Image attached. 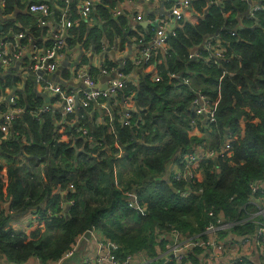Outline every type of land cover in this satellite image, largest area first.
Instances as JSON below:
<instances>
[{
    "label": "trees",
    "instance_id": "1",
    "mask_svg": "<svg viewBox=\"0 0 264 264\" xmlns=\"http://www.w3.org/2000/svg\"><path fill=\"white\" fill-rule=\"evenodd\" d=\"M22 1L6 0L5 14L16 13L20 21L31 23L34 16L22 12ZM121 1L101 0L93 14L103 22L110 40L120 38L129 24L126 18L114 19L111 12ZM254 1L264 5V0ZM78 3L72 0L71 17ZM190 6L194 18L180 22L169 52L156 57L165 62L160 70L163 80L154 82L143 73L137 85L128 84L126 92L136 91L138 107L145 110L134 113L132 126L115 125L116 135L109 134L107 126L95 124L97 114L82 111L84 127L92 129L97 140L91 145L77 127L65 125L60 132L58 113L33 116L31 111L44 103L39 92L32 91L34 83H28L25 93L16 94L18 105L27 109L14 122L7 139L0 130V156L9 163L7 167L0 163V257L17 264L32 257L56 260L90 226L119 242L121 256L143 251L154 257L157 231L177 228L192 236L205 232L219 218L233 223L220 233L222 237L257 232L254 219L262 218L251 217L257 208L249 200L250 183L264 177V10L257 14L254 25L244 20L248 28L240 32V40L226 29L238 28L241 19L226 14L247 12L249 2L194 0ZM40 31L36 22L29 34L38 38ZM218 32L230 61L220 66L190 61L192 48ZM101 35L99 25L90 29L96 50L102 47L103 42H97ZM85 43L89 48L90 41ZM108 65L117 63L113 60ZM132 68L128 60L124 72ZM167 72L190 79L192 86L170 82ZM63 73L67 77V71ZM15 84L13 77L0 80V96L10 94ZM194 89L218 100L216 122H204L195 112ZM205 143L217 145L216 149L229 145L232 156L204 160L203 181L179 179L177 171H185L184 155ZM116 171L122 188L116 183ZM61 201L67 203L65 209L60 208ZM130 201L136 206L130 207ZM28 212L36 213L40 223L21 233L5 228L12 216ZM163 243H159L161 248ZM194 253L190 259L199 264Z\"/></svg>",
    "mask_w": 264,
    "mask_h": 264
},
{
    "label": "built area",
    "instance_id": "2",
    "mask_svg": "<svg viewBox=\"0 0 264 264\" xmlns=\"http://www.w3.org/2000/svg\"><path fill=\"white\" fill-rule=\"evenodd\" d=\"M100 1L87 0L81 3V5L78 4L75 9V16L73 17H71L72 0H52V3L46 1L27 2L29 12L38 15L37 26L39 28L43 27V29H46L47 27L54 26L57 28L51 39L52 45L46 49H41L36 45V40L40 38H33L29 34V30L24 28L19 32L14 29L11 31L16 41L12 39L14 43L11 42L12 44L10 43L9 46L13 45L14 50L9 52L6 49H0V68L2 69L8 68V66L11 67L15 63L18 66L26 54L29 53L25 59L30 60L29 69L32 72L30 74H33L37 80L36 82L40 84L41 94H46L50 99H54V102L43 103L44 105L42 104L37 110L31 111L33 116L39 118L42 114L50 111L58 113L61 118L56 124L60 132L63 131L65 125H69L72 128L77 127V132L80 136L86 137L91 142V145H96L97 143L94 131L84 127L80 113L84 111L89 116L97 114L99 117H102V122H98L95 117V124L97 126H107L109 134L116 135L115 125L132 126L134 113L144 111L145 108L139 109L136 102L137 92H126V88L130 83L134 85L138 84L140 79L139 74H137L138 76L136 75L138 69H141L144 75H150V80L154 82L163 80V76L157 70L160 59L156 57L160 54L166 55L169 52L171 40L176 37V30L179 28L180 22L185 20L191 13L190 3L194 0H173L175 2L168 8L169 11L161 13L158 17L151 20V24L146 21L137 20L138 23L146 22L148 25H151L152 32L146 34L142 32L137 35V49L135 53L128 58H124V62L122 61L121 65L111 67L108 63L113 61V59L111 57L108 58L106 55L103 57L104 68L101 76L109 79L103 86L97 80V75L92 74L88 68L83 67L85 66L83 62L80 64L81 68H73L71 72L67 69L69 73H67V77L64 75L66 80L65 85L54 83L49 77L55 75L62 64L66 67L64 61L69 60V55L77 49L69 43L70 39L75 40L76 35V33L72 35L71 30L82 20L87 24H92L96 5ZM211 1L214 4H223L225 0ZM242 1L249 2V8L244 16L241 17L239 27L225 28L232 37L240 38V32L248 28L244 24V20L252 21V25H254L258 21L257 14L264 10V5L257 1ZM5 4L6 0H0V19L6 16L4 10ZM57 12L59 13L58 21L56 20L58 19ZM111 12L113 16L124 14L117 6ZM24 40L27 41L26 44H23ZM0 42H4V40ZM223 43L224 41L220 37L219 32L216 35L210 36L200 46L192 48L189 54L190 61L205 60V62L213 66H220L222 62H229L230 57L226 56V50H222ZM31 47L32 50L28 51L27 48ZM128 60L132 61L133 68L129 73H125L124 68ZM150 68L152 69V73L148 71ZM99 72L98 68L96 73ZM167 75L170 82L179 81L178 84L188 86H192L193 84L190 79L183 77L179 73L167 72ZM72 85L74 87L71 88ZM194 92L195 98L192 104L195 112L204 117V122H216L218 100L211 99L201 89H194ZM16 94L12 90L8 95L3 94L0 96V130L4 134L5 139L9 137L14 122L26 111V108L18 105ZM69 116H72V118L69 119ZM115 145L120 148L118 143ZM119 156L121 154L117 155V157ZM228 156H232L229 145L218 149H208L206 145H199L194 151L184 155L185 171H177V176L179 179L186 177L189 180L193 177L197 178L194 172H197V167L204 160H218L220 157ZM196 163H199V165L194 167ZM4 175L6 176V173ZM4 181L6 182V178ZM69 188L70 190H74L75 187L74 185H70ZM250 190L252 197L249 202L258 208V211L251 215V217L261 216L262 218L261 220L254 219L258 223V226L257 232L253 235L248 233L242 235L235 234L234 238L231 235L222 237L220 233L229 229L233 223H226L224 219L219 218L205 232L192 236H186L177 228H173L167 232L157 231L156 247L159 252L157 257L148 256L143 251L121 256L122 247L119 242L102 233L103 231L100 228L90 226L77 237L75 243L72 244L71 248L62 257L48 262L41 260L39 257H32L31 259L34 260V264H63L66 260L80 255L82 253L81 246L85 242L92 241L95 245L94 252L80 256V264H153L159 258H161L160 264H194L190 256L195 251H199L194 253L199 260V264H251V259L256 254L254 251H257L258 255L264 259V177L252 181L250 183ZM129 206L134 207L136 203L130 201ZM66 207L67 203L61 201L60 208L65 209ZM137 208L140 209L139 206ZM32 214L34 217L31 220L29 228L40 223L37 214L34 212ZM59 214L62 215V212ZM87 232L90 233L89 238L86 236ZM160 242H165L163 244L167 249L163 255L161 253Z\"/></svg>",
    "mask_w": 264,
    "mask_h": 264
},
{
    "label": "crops",
    "instance_id": "3",
    "mask_svg": "<svg viewBox=\"0 0 264 264\" xmlns=\"http://www.w3.org/2000/svg\"><path fill=\"white\" fill-rule=\"evenodd\" d=\"M36 1H41V0H32V1L31 0H23L22 3L25 4V7H24V9H22V12L31 14L29 12L27 2H36ZM85 1H87V0H79L78 4L81 5V3L85 2ZM93 1H95V0H93ZM209 1H210V4H214V3H212L211 0H209ZM46 2L52 3V0H48ZM174 2L175 1H173V0H171V1L170 0H149L146 2H145V0H123L121 2H118V4L116 6L118 8H120V10H122L124 12V14L119 15V16H113V17L116 20L120 19V18H122V19L126 18L129 22V24H127L126 30L124 31L123 35L120 38H116L115 40L109 39V37L106 33V30H105V27L103 26L104 24L100 19L93 17V20L91 22L92 24H89V23L87 24L86 22L84 23L83 20L80 21L77 24V26L71 30L73 32V34L76 33L74 44H72L71 46L75 47V49L76 48L77 49L74 50L69 55V57H68L69 60L64 61L66 67H64L62 64L60 66V69L58 70V72L55 74V76L51 75L49 78L54 83L65 85L66 80L64 78L63 72L67 71V73H69V71L67 69H69L71 72V69H73V68L76 69V68L80 67V64L83 62L85 64V66H83V65L82 66L88 68V70L92 74L97 75V78H98L97 80H99L100 85L103 86L109 80L107 77L101 76V72L104 68L103 67V57H105V55L108 58L111 57L113 60H115L117 65H121L120 60H121V62L122 61L124 62L125 57H130L133 55V53H135V51L137 49V43H136L137 35L141 34L142 32L145 34L150 33L153 30L151 25H148L147 27H142L139 25L140 22L138 23V21H146V22L150 23L151 20L158 17L161 13H166L167 11H169L168 8ZM232 13L233 12L229 11L226 14V17L234 16L236 19H239V18L241 19V17L244 16V14H245V12L244 13L236 12L233 15H232ZM15 14L16 13L11 14L10 16L6 15V16H3V18L1 17V19H0V41L4 40V42H0V49H6L9 52L14 50L13 45L9 46L10 43L13 42L12 39H14L13 33L11 32L14 29L12 26L14 25L15 27H18L22 30L24 28L29 30L31 28V26L36 25V22L38 21V15L31 14L34 16V20L31 23L26 24V23L20 21V19H18V16H14ZM9 17H14V19L12 21H10L8 19ZM190 18L191 19L194 18L193 13H190L186 19H190ZM9 23H11V25L7 29L6 33H4L3 30ZM21 23H23L25 25V27ZM83 25H86V28L82 29L81 26H83ZM98 25L102 29V35H101V38H98L97 42L98 43L103 42V46L99 50H96L95 46H93V43H92L93 40L90 39L89 35H90V29H92ZM56 29L57 28L55 26L54 27H47L46 29H43V27H42L41 31H40V36L38 37L40 39L36 40V45H38L41 49L48 48L51 45V42H52L51 39L53 38L54 33L56 32ZM83 30H85V31L82 33ZM14 40L16 41V38ZM86 41H90L89 48L86 47V43H85ZM31 46H33V45L31 44ZM27 49H28V51H31L32 47L27 48ZM222 50L227 51V47L225 46L224 43H223ZM130 52H131V54L129 55ZM28 54H26L24 59H22L20 66H19V64L17 66V63H15L11 67L8 66V68L6 67L4 69L0 68V80H5L8 77H12V76H10L11 73H13V78H14V76L19 75V77H17L15 79L16 80L15 85L17 87V91L15 93H25V91H27L28 83L32 82L35 85V87L32 91L39 92V94L44 98V104L54 102V99L53 100L50 99L48 95L41 94L40 84H38L36 82L37 80L33 76V74L32 75L30 74V73H32L31 70L29 69L30 60L25 59L28 57L27 56ZM164 63L165 62L160 58L157 70L160 71L162 68V65ZM98 68H99L100 72L96 73L98 71ZM148 71H149V73H152L151 68L148 69ZM137 74H143L141 69L137 70L136 75ZM69 76H71V74H69ZM66 87H68V86H66ZM72 87H74V85H72L71 88ZM102 119H103L102 117H99L98 115L96 116V120L98 122H102ZM0 163L5 167L8 166V165H6L8 163V160L4 156H0ZM200 172H202V170L198 169L197 173L199 174L198 175L199 177L202 176ZM4 173L7 174L6 169L4 170ZM115 180H116L118 187L121 188L120 183L117 181V171H116V179ZM33 217L34 216H33L32 212L21 214L19 216H12L8 220L7 224L5 225V228L7 230L12 229L18 233L25 232L29 229V225L31 224V220H33ZM102 233H104V232H102ZM231 237L234 238L235 236L231 235ZM81 248H82V253H80V255L75 256L79 259V261L81 259L80 256L94 252L95 245L92 241H87V242H85V244H83L81 246ZM155 250L157 252V254L155 256L157 257L159 254L157 247ZM166 250L167 249L165 247L162 248V250H161L162 255L164 253H166ZM254 252L256 254H254V256L252 257L251 264H264V259L258 255L257 251H254ZM160 260H161V258L157 259V261L153 262V264H160L159 263ZM0 264H16V263L10 262L6 257L1 256L0 257ZM26 264H34V260L30 259Z\"/></svg>",
    "mask_w": 264,
    "mask_h": 264
},
{
    "label": "water",
    "instance_id": "4",
    "mask_svg": "<svg viewBox=\"0 0 264 264\" xmlns=\"http://www.w3.org/2000/svg\"><path fill=\"white\" fill-rule=\"evenodd\" d=\"M41 1H48V0H41ZM14 16H16V15H14ZM10 21H12L13 19H14V17H9L8 18ZM139 25L140 26H142V27H147V25H148V23H146V22H140L139 23ZM130 43V42H129ZM132 51V50H131ZM131 54V52L129 53V55ZM125 58H128V57H125ZM21 63V62H20ZM20 63H19V65H20ZM122 62H121V60H120V64H121ZM122 67V66H121ZM10 76H12L13 77V73H11L10 74ZM55 76V75H54ZM53 76V77H54ZM17 77H19V75H17V76H14V78L16 79ZM52 77V78H53ZM17 91V87L16 86H13V92H16ZM242 115V113L241 112H238V117H240ZM86 236L89 238L90 237V233L89 232H87V234H86ZM63 264H80V261H79V259L77 258V257H73V258H71V259H68V260H66Z\"/></svg>",
    "mask_w": 264,
    "mask_h": 264
},
{
    "label": "rangeland",
    "instance_id": "5",
    "mask_svg": "<svg viewBox=\"0 0 264 264\" xmlns=\"http://www.w3.org/2000/svg\"><path fill=\"white\" fill-rule=\"evenodd\" d=\"M205 145L207 146V148L208 149H210V148H214V149H216V146L217 145H213V144H209V143H205ZM217 160V159H216ZM6 165H8L9 166V163H7ZM199 165V163H196L195 165H194V167H197ZM201 165L202 164H200L198 167H197V169L196 170H198V169H201ZM201 173V175L202 176H198L199 174L197 173V172H194V174H195V176L197 177L196 179H198V181H203L204 179H205V176H204V174L202 173V172H200ZM2 174V173H1ZM4 178H5V176H4ZM120 183V182H119ZM120 186H121V188L123 187V184H121L120 183ZM258 211V208L256 209V212Z\"/></svg>",
    "mask_w": 264,
    "mask_h": 264
}]
</instances>
